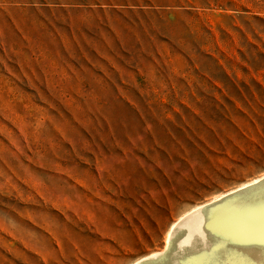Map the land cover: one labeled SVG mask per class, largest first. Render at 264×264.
<instances>
[{
    "label": "rangeland",
    "instance_id": "1",
    "mask_svg": "<svg viewBox=\"0 0 264 264\" xmlns=\"http://www.w3.org/2000/svg\"><path fill=\"white\" fill-rule=\"evenodd\" d=\"M264 173V0H0V264H131Z\"/></svg>",
    "mask_w": 264,
    "mask_h": 264
},
{
    "label": "bare ground",
    "instance_id": "2",
    "mask_svg": "<svg viewBox=\"0 0 264 264\" xmlns=\"http://www.w3.org/2000/svg\"><path fill=\"white\" fill-rule=\"evenodd\" d=\"M131 264H264V173L191 207Z\"/></svg>",
    "mask_w": 264,
    "mask_h": 264
}]
</instances>
